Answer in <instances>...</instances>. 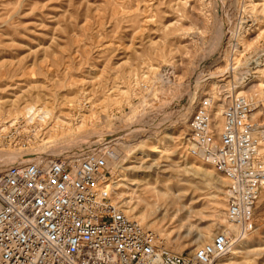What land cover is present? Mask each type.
<instances>
[{
	"label": "rangeland",
	"instance_id": "1",
	"mask_svg": "<svg viewBox=\"0 0 264 264\" xmlns=\"http://www.w3.org/2000/svg\"><path fill=\"white\" fill-rule=\"evenodd\" d=\"M261 54L264 0H0V159L119 148L114 200L169 252L191 253L235 229L227 182L187 155L189 118L199 100L215 113L240 92L264 111V89L247 91L264 68L242 79ZM29 106L53 117L29 122ZM254 217L220 264H264V186Z\"/></svg>",
	"mask_w": 264,
	"mask_h": 264
},
{
	"label": "built area",
	"instance_id": "2",
	"mask_svg": "<svg viewBox=\"0 0 264 264\" xmlns=\"http://www.w3.org/2000/svg\"><path fill=\"white\" fill-rule=\"evenodd\" d=\"M216 103L207 96L196 104L187 155L227 182L225 216L235 230L217 232L191 253L169 252L114 200L110 147L98 142L0 169V264H220L255 230L264 186V111L249 96L227 94L217 129Z\"/></svg>",
	"mask_w": 264,
	"mask_h": 264
},
{
	"label": "bare ground",
	"instance_id": "3",
	"mask_svg": "<svg viewBox=\"0 0 264 264\" xmlns=\"http://www.w3.org/2000/svg\"><path fill=\"white\" fill-rule=\"evenodd\" d=\"M249 27V26H248ZM260 57L261 56H258L255 60H253L252 61V63H251V66H252V70L254 69V72L253 73H250L249 75H246V82H248V83H246L245 82V85L246 86H248V85H251V83L253 84V81H255L257 78H258V74L259 73H261V71H263V70H259V69H257V68H261V67H263L264 68V59L262 60V59H260ZM251 70V71H252ZM212 75V74H211ZM213 76V75H212ZM257 77V78H256ZM225 79H221L220 80V82L221 81H224ZM224 83V82H223ZM222 83V84H223ZM225 84V83H224ZM221 85V84H220ZM254 89H264V83H259V84H255V85H251L248 89H247V91H251V90H254ZM238 93V92H237ZM243 92H240V94H242ZM245 93V92H244ZM250 97V99H253L254 100V98L253 97H251V96H249ZM223 103V102H222ZM260 106V105H259ZM222 110H223V105H221L220 107H219V109L217 110V112H215L214 113V115H213V118H214V126L217 128V129H220L221 128V113H222ZM189 111H190V109L189 108H186L185 109V111H184V113H182V115L180 116L181 117V120H185L187 117H188V115H189ZM27 119H28V121L29 122H31V121H35L37 118L39 119V121H41V122H45L47 119H50L51 117H53L52 116V112H51V110H48V108H44V109H37L35 106H29V107H27L26 108V112H25V115H24ZM150 135V134H149ZM141 136V134L140 133H138L137 134V137L139 138ZM114 143V142H113ZM121 143V142H120ZM119 146V145H118ZM115 148V147H114ZM167 149H169L168 148V145H167V143L165 142V141H161L160 142V146H159V148H156V150L154 151V152H156V153H163L164 151H166ZM119 148L118 149H112L111 151H110V154H109V158H108V160H107V162H108V164L109 163H111V161L112 160H114V159H116L117 158V152H119ZM22 153V152H21ZM20 153V154H21ZM68 153H71V151L70 152H68ZM56 155H58V154H55V153H52V152H50V153H40V154H38V155H36V156H28L27 154L26 155H19V154H17L16 155V158H15V162L16 163H18V162H27V161H29V160H31V159H47V158H52V157H56ZM148 156V155H147ZM146 156V157H147ZM9 165H12V162L11 161H9V160H7V159H0V169L1 168H4V167H6V166H9ZM224 179V178H223ZM134 183H136V182H134ZM131 185H133V184H131ZM131 212L132 213H135L136 212V209L135 208H133L132 210H131ZM143 221V220H142ZM246 242V241H245ZM249 243H248V240H247V244L246 245H248ZM247 247V246H246ZM245 247V248H246ZM249 248H251V246L249 247ZM256 249H258L257 247H256ZM253 251H255V249H252ZM259 250V249H258ZM251 251V250H250ZM249 251V252H250ZM252 252V251H251ZM234 254H237V253H234ZM228 256V255H227ZM227 263V262H226ZM225 263V264H226ZM230 264V263H229ZM234 264V263H233ZM236 264V263H235ZM238 264V263H237Z\"/></svg>",
	"mask_w": 264,
	"mask_h": 264
}]
</instances>
